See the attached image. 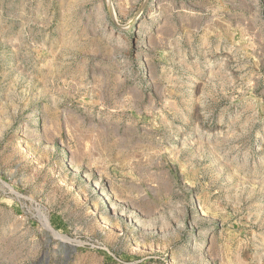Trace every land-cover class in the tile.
I'll list each match as a JSON object with an SVG mask.
<instances>
[{
	"label": "rangeland",
	"instance_id": "obj_1",
	"mask_svg": "<svg viewBox=\"0 0 264 264\" xmlns=\"http://www.w3.org/2000/svg\"><path fill=\"white\" fill-rule=\"evenodd\" d=\"M0 264H264V0H0Z\"/></svg>",
	"mask_w": 264,
	"mask_h": 264
}]
</instances>
